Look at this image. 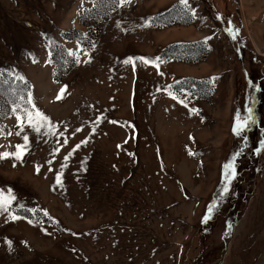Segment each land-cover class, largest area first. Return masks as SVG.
<instances>
[{
    "label": "rangeland",
    "instance_id": "374dc122",
    "mask_svg": "<svg viewBox=\"0 0 264 264\" xmlns=\"http://www.w3.org/2000/svg\"><path fill=\"white\" fill-rule=\"evenodd\" d=\"M4 72L0 264H264V0H0Z\"/></svg>",
    "mask_w": 264,
    "mask_h": 264
},
{
    "label": "snow or ice",
    "instance_id": "6c2138e0",
    "mask_svg": "<svg viewBox=\"0 0 264 264\" xmlns=\"http://www.w3.org/2000/svg\"><path fill=\"white\" fill-rule=\"evenodd\" d=\"M126 3H131V0H116V5L117 6H123ZM181 3L187 7V0H181ZM147 26V25H146ZM229 33L231 34V29H228ZM233 39H235V36H232ZM77 63L79 62V59L77 58ZM142 62L144 64H149L151 63L148 60H143ZM127 63V61H126ZM59 99V97H58ZM175 99V97H173ZM28 104H31V97L29 96L27 101H25ZM13 112H16L17 109L13 108ZM251 111V110H249ZM16 119L19 123V127L21 128V131H23L24 127V122L26 120L27 124L29 127H31L34 131L40 132L42 127H45L48 124L47 117L44 116L42 113L39 111H25L24 116L17 115ZM248 120L245 118L243 122L237 119V124L236 127H234V133L239 134L246 126H247ZM19 135V133H17ZM25 143L23 145H17L16 146V151L14 153H0V159H5L8 158L9 156H13L16 160H21L23 158V155L27 151V142H28V137L24 136L23 137ZM236 175L235 172V165L234 161L230 162L229 164L225 165V180H224V188L221 189L222 194H226L228 190V185L231 183V179H233ZM57 183H61L60 176H57ZM15 200V197L11 194V190L8 191V194L5 195L3 191H0V213L7 212L12 204V202ZM214 210V206H211L208 210V216L207 218L211 217V214ZM12 219H16V217H12ZM228 228H231V225H228Z\"/></svg>",
    "mask_w": 264,
    "mask_h": 264
},
{
    "label": "trees",
    "instance_id": "16d2710c",
    "mask_svg": "<svg viewBox=\"0 0 264 264\" xmlns=\"http://www.w3.org/2000/svg\"><path fill=\"white\" fill-rule=\"evenodd\" d=\"M85 46H87L88 44H84ZM167 51V49H165L164 50V52L163 53H165ZM73 59H74V57H73ZM63 75L64 74H60V75H57V74H54V78L56 79V80H59V79H61L62 77H63ZM7 76H9V74L8 73H6V72H4V73H2V76H1V78H0V83L3 81V79L5 78V77H7ZM4 77V78H3ZM10 77V76H9ZM11 78H13V79H17V80H19L18 78H15L14 76H11ZM27 97H28V95L27 94H25V98L27 99ZM24 109H30V104H28V103H25L24 104ZM248 164H250L249 162H248ZM248 164H247V166H248ZM247 169V168H246ZM243 173V172H242ZM236 196V195H235ZM212 219L211 218H207V219H205V220H203L202 222H201V225H200V227H199V229H198V235H200L201 236V239H202V243H203V241L206 239V236L208 235L207 233H208V225H210V224H212ZM231 236V235H230ZM200 259V256H197L196 257V259L194 260V262L192 263V264H196L197 263V260H199ZM185 264H187V261L185 260Z\"/></svg>",
    "mask_w": 264,
    "mask_h": 264
},
{
    "label": "crops",
    "instance_id": "0c3cea01",
    "mask_svg": "<svg viewBox=\"0 0 264 264\" xmlns=\"http://www.w3.org/2000/svg\"><path fill=\"white\" fill-rule=\"evenodd\" d=\"M187 254V253H186Z\"/></svg>",
    "mask_w": 264,
    "mask_h": 264
}]
</instances>
